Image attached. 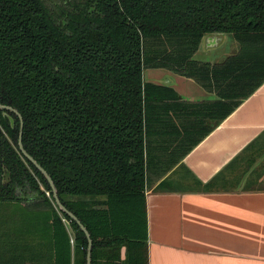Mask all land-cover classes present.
Segmentation results:
<instances>
[{
    "label": "trees",
    "instance_id": "obj_1",
    "mask_svg": "<svg viewBox=\"0 0 264 264\" xmlns=\"http://www.w3.org/2000/svg\"><path fill=\"white\" fill-rule=\"evenodd\" d=\"M211 33L231 35L238 51L195 59ZM144 69L218 98L183 100L144 81ZM263 82L264 0H0V103L21 114L24 149L88 231L91 264H148L147 186ZM18 133V117L0 108L2 237L17 214L43 219L53 264H86L87 237L56 208Z\"/></svg>",
    "mask_w": 264,
    "mask_h": 264
},
{
    "label": "crops",
    "instance_id": "obj_2",
    "mask_svg": "<svg viewBox=\"0 0 264 264\" xmlns=\"http://www.w3.org/2000/svg\"><path fill=\"white\" fill-rule=\"evenodd\" d=\"M224 38L205 35L195 55L215 51ZM154 77L172 82L164 85L172 86L183 100H205L196 99L194 92L183 91L189 97L180 93L181 86L184 90L190 85L184 77L162 72ZM263 133L264 82L181 159L178 166L191 184L170 170L147 186L148 264H264V189L243 191L241 186L231 189L213 183L219 177L228 180L231 166ZM44 240L43 258L53 264L52 242L49 237Z\"/></svg>",
    "mask_w": 264,
    "mask_h": 264
},
{
    "label": "rangeland",
    "instance_id": "obj_3",
    "mask_svg": "<svg viewBox=\"0 0 264 264\" xmlns=\"http://www.w3.org/2000/svg\"><path fill=\"white\" fill-rule=\"evenodd\" d=\"M224 35L225 38L223 44L218 49L207 53L206 51H199L196 55H194V58L197 60L208 62L211 61L210 63H215L220 62L228 55H232L237 52L238 43L233 39L231 35ZM159 72L167 74V76H171V78H175V75L186 78L188 80L186 81L188 82L186 84L190 85L189 87L185 85L186 87L184 90L181 86L179 88L181 94L184 93L183 91H187L190 93L194 92V97H196V99H205L209 101H214L218 98L214 92H207L206 90H204L199 84V82L191 78L182 76L180 74H175L171 72L172 74H175L172 75L170 73H166L169 71L162 69H144L143 80L151 81L154 83H165L168 85H172V82H165L155 78L154 76L160 75ZM152 77H154L155 79ZM182 95L184 97H189V95L185 93ZM193 120L194 118L191 119L189 122L192 123ZM173 132L179 134L182 132V130L179 129L178 131ZM195 132L196 131H194L193 138L196 137ZM180 136L182 137L181 134ZM231 167L232 168L229 170V174L227 177L228 180H224V178L219 177L216 180L215 185L231 189H237L241 186V189L243 191H254L256 189H264V133L259 138L258 142L254 144L251 149H249V151L245 153L243 159H241L238 164H234ZM170 173H177V175L180 176L181 180L184 183L191 184L190 181H188L187 173L180 166H174L171 169ZM194 187H196L195 183ZM46 195L48 196V193H46ZM13 214L11 216H13ZM13 218L19 220V222H11L10 225L20 226L19 229L9 228L8 232H11L12 230L13 233L18 234L14 238H11L10 235H8L9 237L7 239L3 238L2 233L5 232L7 228L3 229L0 225V230L3 229L0 232V264H52V262H49L48 260V262L45 261L46 259L43 258L45 257V255L42 253V249H45L46 247V245L44 244V239L45 237H49V234H47L49 229L47 222L43 219H37L36 217L31 221L21 213L13 216ZM2 220L3 218L0 215V224Z\"/></svg>",
    "mask_w": 264,
    "mask_h": 264
},
{
    "label": "water",
    "instance_id": "obj_4",
    "mask_svg": "<svg viewBox=\"0 0 264 264\" xmlns=\"http://www.w3.org/2000/svg\"><path fill=\"white\" fill-rule=\"evenodd\" d=\"M211 34H216V33H211ZM220 38H222V33H217ZM0 108L4 110H8L13 112L19 119V133H18V138H17V145L19 152L45 177L47 180L48 184L51 187L52 191V198L54 201V204L56 208L67 214L72 220H74L79 228L84 232L85 236L87 237L88 245H87V254H86V264H91V248H92V241L90 239L89 233L84 227V225L79 221V219L71 212L69 211L60 201L59 196L57 194V189L55 187V184L53 183L50 175L46 172V170L24 149L23 144H22V129H23V119L21 114L13 107L3 105L0 103ZM10 124L13 125V119L10 117Z\"/></svg>",
    "mask_w": 264,
    "mask_h": 264
}]
</instances>
